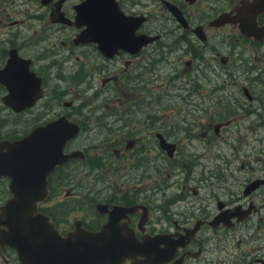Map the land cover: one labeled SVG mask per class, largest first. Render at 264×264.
<instances>
[{
    "label": "flooded vegetation",
    "instance_id": "1",
    "mask_svg": "<svg viewBox=\"0 0 264 264\" xmlns=\"http://www.w3.org/2000/svg\"><path fill=\"white\" fill-rule=\"evenodd\" d=\"M82 1L37 0L39 7L24 13L44 25L29 34V40L23 39L20 30L0 35V70L16 50L19 58L28 61L27 69L40 79L39 96L17 110L5 103L9 89L0 80V117L11 114L17 124L4 130L0 122V140L19 138L60 116L79 126L63 147L66 152H79L47 174L49 194L40 202V210L65 234L76 223L87 230H100L113 206L133 207L112 215L113 224L132 231L136 242L151 247L146 256L136 253L120 264H264V0H258L256 6H251L256 0H113L128 23L116 33V11L97 6L95 40L82 39L87 24L80 17V7L76 8ZM97 2L108 4L107 0ZM4 11L2 5L0 13ZM14 13L20 14V9ZM4 20L5 15L0 17V26L19 23L16 17ZM224 31L231 38L237 33L233 44L222 39ZM231 46L238 47L240 56L229 65ZM213 61H217L223 80L232 82L230 89L220 90L226 102L220 123L213 127L215 138L221 137L222 128L238 113L257 118L250 127L252 135L238 139L241 144L243 139L254 140V162L246 165L244 158L239 160V169H248L253 175L239 182L232 175L224 179L229 163L223 159L196 187L182 183L196 194L194 201L177 198L169 210L159 209L157 221L150 209L149 179L159 186L165 163L188 169L186 154L174 134L192 131L191 125L166 122L174 113L166 118L170 109L165 110V99L178 94L201 99L198 85L208 83ZM197 70L203 78H197ZM105 134L117 136L109 139L100 155L89 141L107 139ZM109 153L112 162L106 159ZM102 166H108L114 177L134 183L120 187L113 179L115 184H102L99 187L111 189L106 195L88 196L85 203L90 205L82 218L64 216L66 210L80 205V199H75V204L68 200L77 183L73 170L94 172L97 178L106 175ZM71 178L73 192L66 189L63 201L51 203L60 184L71 183ZM8 180L0 177V204L10 196ZM172 182H178L177 177ZM235 182L241 191L233 193ZM109 234L113 240L119 236L113 231ZM244 234L262 243L246 250ZM144 259L148 261L141 263ZM0 264L27 263L15 247L0 240Z\"/></svg>",
    "mask_w": 264,
    "mask_h": 264
},
{
    "label": "water",
    "instance_id": "2",
    "mask_svg": "<svg viewBox=\"0 0 264 264\" xmlns=\"http://www.w3.org/2000/svg\"><path fill=\"white\" fill-rule=\"evenodd\" d=\"M107 1L108 4H99L97 0H83L80 5H76V8L80 7V17L87 24L81 34L82 39L95 40L97 6H110L116 11L113 20L117 24L116 33L125 28L128 17L122 14L115 1ZM257 3L258 0L251 6H256ZM103 21L102 18L101 22ZM27 62L19 58L16 50H12L7 63L0 70V80L9 89L4 101L15 110L32 104L40 94V79L27 69ZM20 65L21 70L18 71ZM17 95L20 97L17 98ZM78 130L76 122L60 116L35 126L19 138L0 140V177L9 179L10 192V196L0 204V240L15 247L24 263L120 264L141 249L140 245H134L127 240L125 233L119 234L125 241H109L112 238L109 234L112 231L110 227L114 222L112 215L120 211L134 210L133 207L121 209V206H113L108 210L109 220L100 230H87L76 223L65 234L56 228L49 215L40 210V202L49 194L46 186L47 174L56 164L76 156L79 152H66L63 148L65 142Z\"/></svg>",
    "mask_w": 264,
    "mask_h": 264
},
{
    "label": "rangeland",
    "instance_id": "3",
    "mask_svg": "<svg viewBox=\"0 0 264 264\" xmlns=\"http://www.w3.org/2000/svg\"><path fill=\"white\" fill-rule=\"evenodd\" d=\"M4 5L5 11L4 13H0V17L5 15V20L8 21L10 18L16 17L19 18V23L15 25H3L0 26V31L2 36H9L13 31L20 30L23 35L24 40H29V34L33 33L35 29H38L44 25V23L34 22L32 18H29L28 15L24 13V11H33L34 9L39 7L37 0H0V9ZM13 7V8H12ZM19 8L20 14L16 15L14 11ZM11 15L10 18H7ZM225 36L222 38L228 44H233L235 41V36L237 33L235 32L234 38H231L226 31H224ZM1 36V37H2ZM228 64L231 65L235 63L238 59L239 50L238 47H229L228 49ZM262 56L261 53H259ZM232 59H235V62H232ZM254 60H256L254 58ZM198 76L197 78H203L202 74L197 70ZM238 79V73L236 75ZM230 78L228 81H224L221 75V71L217 64V61H213V69L209 74L208 83H202L198 85V89L200 93L203 94L201 99L193 98L191 96H181L172 95L170 98L165 99V113L166 118L174 113V116L166 119V122H176L178 125L192 126V131L185 132H176L174 134L175 139H178L180 142V149L186 154V163L188 165V169L185 170L178 164H170L165 163L163 166L164 180L159 182V186L157 183H152V180L149 179V189L152 190V195L150 196V209H153V217L155 220H160L161 212L159 209L164 207L165 209H170L171 204H173L174 200L180 198V201L184 200H195L196 194L193 190H190L185 184H191L196 187L200 181V178H204V175H209L212 171H214V165L220 164L223 159H227L228 166L226 167V172L223 175V178L226 179L232 175L235 178V181L239 182L242 180L251 177L253 173L246 169L241 171L239 169V160L244 158L245 164L254 162V155L257 154V150H255L254 146H251V142H245L243 139V144L238 142L239 138H249L252 133L250 127L252 124H255L257 118L248 117L242 113H238L237 116L229 123L227 126L222 128V135L216 139V135H214L213 127L220 123L221 112H222V104L226 102V98L224 95L220 93L222 89H230ZM184 92V90H181ZM85 98L88 99V95H85ZM184 105V110L187 113H190V116H186L183 111L182 105ZM196 105V108H194ZM13 116L8 114V116L0 117V122L4 123V130H11L14 128V125H17L15 122L11 120ZM238 121H241L240 124L236 125ZM106 135V134H105ZM104 136V135H103ZM107 139L98 140L94 139L93 141H89L92 144L93 150L100 155H103L105 146L110 142V138L116 137L117 134H107ZM102 137V136H101ZM100 138V137H99ZM245 143V144H244ZM96 144V145H95ZM95 145V146H94ZM110 152V150H109ZM262 154V152H261ZM105 156V155H104ZM118 157V156H117ZM109 162L114 160L113 154H108L106 156ZM105 160V158L103 159ZM120 164V161H118ZM233 164V166H232ZM97 168V167H95ZM234 169V172H230V170ZM104 169L105 176L97 177L94 172H87L85 174H80V171L77 169L73 170V179L75 184V190L73 195H69V204H75V199H80V205L74 206L72 209L66 210L64 216L67 218H73L80 216L82 218L84 216V211L89 208L90 203H85V199L88 196H95V194L106 195L108 191L111 189L110 187L102 188L99 187L102 184L108 185L109 183L115 184L112 180L115 179L116 183L120 187L129 186L133 184L131 180L121 179L119 177H114L112 171L109 170L108 166H102L101 170ZM98 171V170H97ZM168 173L170 176H168ZM177 177L178 182L173 183L172 178ZM73 179L71 178L70 182H65L60 184V189L52 196L50 202L58 203V201H63L65 199L64 191L66 189L73 192ZM79 181V182H78ZM235 182V184L231 185L233 189V193L241 191V186H239ZM90 186L89 188H84V184ZM91 183V184H90ZM140 183V182H138ZM80 185V189H79ZM202 186L198 188L200 191ZM197 190V189H194ZM86 193L87 196L84 194ZM231 199H235L233 196H230ZM62 205V204H61ZM170 206V207H169ZM54 210V209H52ZM255 218L256 215H254ZM244 248L246 250L254 249L259 243L262 241H256L255 238H250V236L244 234L243 237Z\"/></svg>",
    "mask_w": 264,
    "mask_h": 264
},
{
    "label": "bare ground",
    "instance_id": "4",
    "mask_svg": "<svg viewBox=\"0 0 264 264\" xmlns=\"http://www.w3.org/2000/svg\"><path fill=\"white\" fill-rule=\"evenodd\" d=\"M110 229H112V231L114 233H117L118 235L125 233L127 235V240H130V242L132 244H134V245H140L141 246V249H140V251L138 253L144 254L146 256V253L150 249L151 244L150 245H146V244H144V242H141V241L140 242L139 241L136 242L134 237H133L132 231H130L128 229H125L123 227H120V228L118 226L115 227L114 224H113V225H111ZM111 239L112 238H109V241L113 242V243H117V241H125L124 239L120 238L119 236H118V238L116 240L112 239V241H111ZM129 257L134 258L133 255H131ZM147 261L148 260L144 259L143 261H141V263H144V262H147Z\"/></svg>",
    "mask_w": 264,
    "mask_h": 264
}]
</instances>
